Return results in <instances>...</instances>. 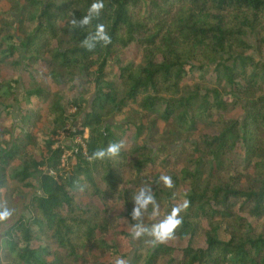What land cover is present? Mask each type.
I'll return each mask as SVG.
<instances>
[{
	"label": "trees",
	"instance_id": "16d2710c",
	"mask_svg": "<svg viewBox=\"0 0 264 264\" xmlns=\"http://www.w3.org/2000/svg\"><path fill=\"white\" fill-rule=\"evenodd\" d=\"M15 1L18 17L0 9V65L19 55L28 73L40 74L37 67L45 63L61 89L53 91L46 79L22 91L18 77L0 83V191L9 178L31 188L28 180L39 175L40 185L28 218L5 233L9 264H113L90 259L92 249L126 260L130 253L117 240L126 245L131 233L110 236L118 219L107 206L78 204L76 194L104 204L121 197L130 225L150 226L151 205L140 220L131 217L134 196L145 186L160 212L188 202L175 233L187 245L180 251L152 246L145 235L127 264H264V0H103L100 17L76 29L69 21L84 16L93 0ZM97 23L105 25L111 43L88 51L81 41ZM132 46L141 61L123 65L121 55ZM188 79L191 85L184 83ZM87 84L95 86V96L84 110L83 100L69 93ZM24 101L29 110H22ZM43 101L54 134L67 126L70 106L82 115L78 135L89 132L86 151L79 145L77 152L56 149L49 172L28 154L44 139L34 118ZM14 104L18 121L7 119ZM230 107L243 116L227 119ZM202 126L214 133H200ZM112 142L123 143L118 155L93 157ZM65 153L75 159L68 174ZM16 160L22 164L12 169ZM149 166L160 171L145 175ZM161 175L170 176L174 187H165ZM127 180L135 186L125 189Z\"/></svg>",
	"mask_w": 264,
	"mask_h": 264
},
{
	"label": "rangeland",
	"instance_id": "374dc122",
	"mask_svg": "<svg viewBox=\"0 0 264 264\" xmlns=\"http://www.w3.org/2000/svg\"><path fill=\"white\" fill-rule=\"evenodd\" d=\"M0 9L9 10L11 11L16 17L20 14L19 6L16 4L15 0L7 1L3 0L0 2ZM22 36V35H21ZM264 52V49H263ZM252 53V52H251ZM19 55H17L14 59L10 60L9 62L0 65V83L2 82H9L11 79L19 78L21 80V85L18 87V91H22V86H25L29 89L34 88L37 86L40 80L46 79L49 81V84L53 91H59L61 87L54 81L52 78L49 77L50 69L45 63H41L40 66L37 67V69L40 71L39 73H28L26 71L24 60L20 59L17 60ZM17 60V62L21 61L20 64L17 67L11 66V64ZM141 61V51L138 47L132 46L128 50L124 51L121 55V62L123 65L128 64H134L139 65ZM117 72V69H114ZM185 84H192L193 80L188 79L184 82ZM71 97H77L81 98L83 100V108L84 110H89L91 101L93 100L95 96V86L87 84L84 88L78 89L75 92L69 93ZM27 102L24 101L22 103V110H29ZM41 112L39 115L34 114V118L37 122V130L38 134L42 135L44 138L43 141L39 140L34 143L33 146H31L28 150V154L38 162H42L45 165L40 167V170L44 172L51 171V156L53 152L63 147L67 150V148H72L73 146H77L76 140L77 137H80L78 135L79 132H82L83 129L81 127L82 124V115L77 112L75 109V106H70L66 109V116L68 118L67 120V126L65 129L58 130L55 134L53 133V127L49 123L47 119V111H48V102L43 101L38 104ZM133 108H137L136 106H132ZM19 107L18 105L14 104V108L12 110V113L10 116H8L7 119L15 118L16 121L19 119ZM4 116H6L8 113L4 111ZM243 110L240 108H234L230 107L225 112V117L227 119H240L243 116ZM144 115L140 111V117ZM128 117L127 110H125L120 116V121H125ZM110 123H115L113 119L109 120ZM150 122V117L144 119V123ZM163 127V125H161ZM200 133H214V130L209 126H202L199 130ZM77 136H75L76 134ZM85 134V131H84ZM83 134V135H84ZM76 137V138H75ZM89 137V132H88ZM141 142V141H140ZM48 144V146H46ZM50 144V145H49ZM79 144V143H78ZM80 146V145H79ZM155 146H158L156 143ZM172 146V145H171ZM69 151V150H68ZM70 154H67L66 161L63 166L64 174H68L69 172H72L73 166L75 164L74 157L69 158ZM22 162L19 160H16L12 163L11 168L17 169L21 166ZM62 170V171H63ZM160 171L159 168H153L152 166H149V168L145 171V175H155ZM29 184L32 185V187H26L23 183H20L17 180L8 179V184L5 188H3L0 191V205L5 206L9 212L10 215L7 217V219L0 221V264H9L13 261V255H11L6 248V245H4V236L5 233L8 232L15 223L22 219V218H28L29 212H28V205L30 204L33 196L35 194H39L40 191V185H39V175H36L28 180ZM135 183L132 180H127L125 184V189H128L129 187H134ZM100 187L105 189V185L100 182ZM187 190V188H185ZM76 200L78 204L80 205H86L88 203H92L98 207H100L101 210H104L106 206L108 207L109 214L118 220L113 221L110 225L109 235L113 236L115 233L118 232H124L125 234H130L132 232V226L130 225L129 221L124 217L125 216V206L124 202L121 197H118L114 201H110L107 204L102 203L97 198H92L88 195H85L83 193L76 194ZM167 209H161L162 212H160V218H163L164 215L168 214L166 211ZM156 221H154L155 223ZM115 240V236L112 239H109L108 241L112 243ZM117 244L122 247L123 250H126L129 254L126 261H131L133 259L134 254L136 253V247H138L139 239H132L131 241H128V243L125 245L124 240L120 238V240H117ZM205 241V237L203 236L200 241L198 242L199 246H203ZM169 246L174 247L177 251H180L182 248L186 247L187 240H181L180 238L176 237L172 240H169L167 243ZM179 254V253H178ZM90 259H95L100 262L109 263L114 261L109 254L103 255L101 251L98 249H92L89 253ZM50 261H53L51 258Z\"/></svg>",
	"mask_w": 264,
	"mask_h": 264
},
{
	"label": "clouds",
	"instance_id": "9594fccd",
	"mask_svg": "<svg viewBox=\"0 0 264 264\" xmlns=\"http://www.w3.org/2000/svg\"><path fill=\"white\" fill-rule=\"evenodd\" d=\"M105 5L103 0H93V3L89 6L87 13L80 17L76 18L73 15V18L69 21L71 28H86L90 26L94 19H98L103 11ZM111 43V36L106 31V27L103 23H97L95 25L94 31H89L87 36L81 41V47L92 51L96 48L97 44L102 46H107ZM123 147L122 142H112L106 149H100L93 153L94 158H103L104 156H116L119 154L120 149ZM160 181L163 185L169 189L174 187L172 178L168 175H161ZM134 201L136 207L131 213L133 220H140L142 216V210L147 212L149 205H151L150 216L155 223H152L150 226H145L143 223H136L132 226L131 236L133 239H139L142 236H148L149 239L146 243L156 246L159 244H165L169 240L175 238L176 230L182 225L183 217L180 213L187 209L188 202L184 201L182 205L174 206L171 211L164 215L163 218H160V206L155 199L154 194L152 193L150 187L145 186L141 188L138 193L134 196ZM10 215L9 210L0 205V221L7 219ZM113 264H127V261L123 257H117L114 259Z\"/></svg>",
	"mask_w": 264,
	"mask_h": 264
},
{
	"label": "built area",
	"instance_id": "2783aa9c",
	"mask_svg": "<svg viewBox=\"0 0 264 264\" xmlns=\"http://www.w3.org/2000/svg\"><path fill=\"white\" fill-rule=\"evenodd\" d=\"M76 138V137H75ZM88 138V130L85 131V135L82 137H77L76 140H74V142L76 141L77 145H80L84 151H86V142L85 140ZM79 143V144H78ZM75 146H73V150H71L72 152H77L78 150L74 148ZM70 154V153H68ZM66 156H67V153L64 154V156L62 157V164L64 165L65 164V161H66Z\"/></svg>",
	"mask_w": 264,
	"mask_h": 264
}]
</instances>
